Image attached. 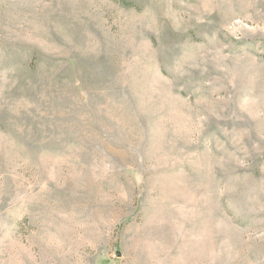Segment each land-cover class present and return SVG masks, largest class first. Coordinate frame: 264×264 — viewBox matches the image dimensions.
<instances>
[{"label": "rangeland", "instance_id": "obj_1", "mask_svg": "<svg viewBox=\"0 0 264 264\" xmlns=\"http://www.w3.org/2000/svg\"><path fill=\"white\" fill-rule=\"evenodd\" d=\"M0 264H264V0H0Z\"/></svg>", "mask_w": 264, "mask_h": 264}]
</instances>
